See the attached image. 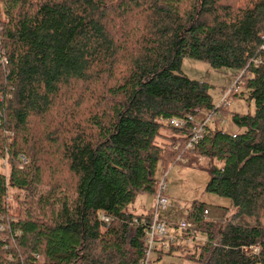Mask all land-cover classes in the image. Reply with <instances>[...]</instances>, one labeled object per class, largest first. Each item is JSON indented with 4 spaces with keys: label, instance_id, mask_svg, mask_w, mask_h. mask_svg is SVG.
<instances>
[{
    "label": "trees",
    "instance_id": "obj_1",
    "mask_svg": "<svg viewBox=\"0 0 264 264\" xmlns=\"http://www.w3.org/2000/svg\"><path fill=\"white\" fill-rule=\"evenodd\" d=\"M261 48L264 0H0V264H139L146 237L133 219L150 223L153 207H129L155 196L158 171L178 156L208 159L205 192L234 213L217 228L192 203L187 219L207 243L169 250L199 264H264ZM183 59L239 76L229 98L254 105L230 117L241 133L209 124L183 152L188 118L220 108ZM80 111L86 128L71 123ZM52 154L61 170L41 162Z\"/></svg>",
    "mask_w": 264,
    "mask_h": 264
},
{
    "label": "rangeland",
    "instance_id": "obj_2",
    "mask_svg": "<svg viewBox=\"0 0 264 264\" xmlns=\"http://www.w3.org/2000/svg\"><path fill=\"white\" fill-rule=\"evenodd\" d=\"M181 70L189 79L205 82L212 85V100L215 108L221 104L224 93L227 90L232 89L235 86L237 75L234 72L228 71H213L206 63L197 62L189 59H183L181 63ZM240 88H237L236 92H240ZM223 92V93H222ZM81 96V94H78ZM246 94L243 97L236 99L229 98L226 104L221 105L215 112H201L198 114L196 120L207 118L212 115L210 125L217 126L223 132L234 135L242 132V129L236 127L231 122V115L234 113L241 115H248L254 113V105L252 102H248ZM56 111V110H55ZM53 111V116H57L56 112ZM82 111H80L75 122H71L73 126H80L86 128L84 124V118H81ZM60 123V119L56 121ZM70 123V124H71ZM71 126L65 128L64 133H61L58 138H53L52 144L59 143L62 145L64 137L69 136ZM170 134V131H166ZM51 150V148H50ZM53 152V151H52ZM189 158V157H187ZM195 156L189 158V164L177 163L169 165L166 168V188L165 196L167 198V208L165 211L160 212L159 216L165 219L170 224H177L182 218L187 217V211L192 203H202L203 209L208 211V216L205 217L207 222L216 223L215 226L222 227V220L228 221L230 216L234 213V210L230 208V203L225 198H220L215 195L205 192V186L209 180L208 174V159L202 158L197 162ZM46 166L52 165L56 170L62 169V160L60 156L52 154L50 157H46L41 161ZM194 162V163H193ZM193 163V164H192ZM4 165V163H3ZM5 167V166H4ZM4 173L5 170H4ZM49 178V177H48ZM157 178L161 179L160 171H158ZM23 195L20 192L9 193L7 202L12 210L13 214L22 212L23 207H19V202L22 200ZM154 197L149 194L138 195L135 202L129 207L130 212L138 215L153 207ZM230 208V209H228ZM49 211V209H46ZM226 212V213H225ZM243 224H253L252 221L247 218L242 219ZM241 223V222H240ZM264 225V217L262 220ZM169 233L173 236L179 237L182 235L180 231L174 228L169 229ZM193 241V240H191ZM198 243L192 242L187 244L186 242L176 243L172 246L180 247L182 249H193V245ZM171 245L165 244V246H159L157 243L154 244V250L149 257L148 264H199L189 261L185 258H181L179 250L170 251ZM258 248L248 249L247 254H257ZM201 264V263H200Z\"/></svg>",
    "mask_w": 264,
    "mask_h": 264
},
{
    "label": "built area",
    "instance_id": "obj_3",
    "mask_svg": "<svg viewBox=\"0 0 264 264\" xmlns=\"http://www.w3.org/2000/svg\"><path fill=\"white\" fill-rule=\"evenodd\" d=\"M261 49H264V48H261ZM237 80L235 81V86L232 89L227 90L226 93H224L223 98L221 100V104L218 107L226 104V102L229 99V95L232 91L236 92L238 88L236 86ZM211 119H212V115H209L207 118L201 119L199 121L197 120L193 121L192 118H188V121L192 123V126L190 127L189 138L183 148V152L192 151L193 148L199 143V141L202 139V136L206 130V127H208V125L210 124ZM169 123L174 128H183L186 126V122L181 121V120H170ZM176 149L177 148L175 147V150ZM176 162L184 163V159L178 156L176 158ZM166 177H167V172H164L163 175L161 176V179L157 182L156 194L154 196V205H153V211H152V221L150 223H146L144 221H139L138 219H133V224L138 227H142L145 237H146V241H145L146 248L144 251V258L143 260H141L139 264L149 263V257L154 250L155 243H157L159 246H165L166 243L169 245H174L176 243H181V242H186L187 244H190L192 242L193 243L196 242L198 244L207 243L206 238L199 234L197 230V224L195 222L188 220L187 217L182 218L177 224L172 225L168 221H166L165 219H162L159 216L160 212L166 210L167 203H168L167 198L164 195L165 188H166ZM206 216H208V211L204 209L202 212V217L204 218V220ZM101 221L107 222L108 220L107 218L102 217ZM170 228L177 229L178 231L182 233V235L179 237L171 235L169 233ZM253 248H250V249H253ZM33 259L35 261H38L39 256L33 255Z\"/></svg>",
    "mask_w": 264,
    "mask_h": 264
}]
</instances>
